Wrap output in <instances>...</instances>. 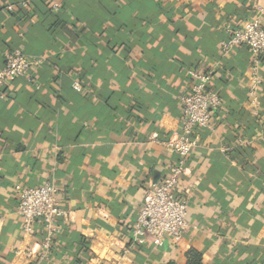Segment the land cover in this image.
Returning <instances> with one entry per match:
<instances>
[{"label":"crops","instance_id":"1","mask_svg":"<svg viewBox=\"0 0 264 264\" xmlns=\"http://www.w3.org/2000/svg\"><path fill=\"white\" fill-rule=\"evenodd\" d=\"M258 15L264 0H0V70L10 50L41 61L2 88L0 264H264V53L257 116L249 51L220 53ZM188 70L221 100L180 182L189 228L137 245L144 189L178 160ZM47 182L65 212L49 240L40 221L22 229L14 189Z\"/></svg>","mask_w":264,"mask_h":264},{"label":"built area","instance_id":"2","mask_svg":"<svg viewBox=\"0 0 264 264\" xmlns=\"http://www.w3.org/2000/svg\"><path fill=\"white\" fill-rule=\"evenodd\" d=\"M58 9V5H52L54 12ZM8 10H12V7L8 6ZM235 47H244L249 51V104L251 114L257 116L260 103L256 98V91L263 83L260 76V58L264 53V23L261 15L248 20L241 28L229 32L227 39L220 43V53L226 55ZM3 59V67L0 70V100L6 98L2 88L9 82L25 78L32 83L31 69L41 63L40 60L29 59L18 49L6 51ZM187 74L194 79V83L187 92L178 97L182 111L181 129L173 133L166 143V146L176 153L178 160L167 169L161 181L150 183L144 189L141 208L130 226L131 237L137 245L144 244L146 236H151L157 246H161L165 238L177 243L189 228L186 219L187 201L182 198L179 186L183 175L186 174V160L198 146L196 131L213 132L212 114L220 108L221 100L215 91L207 87L212 78L210 72L199 75L188 70ZM72 87L76 91L80 90L77 82H74ZM241 143L238 139L237 144ZM14 189L17 193L16 213L22 229L28 233L32 223L40 221L49 240L58 232L54 225L56 220L65 215L59 205L55 186L47 182L39 187L16 185Z\"/></svg>","mask_w":264,"mask_h":264},{"label":"trees","instance_id":"3","mask_svg":"<svg viewBox=\"0 0 264 264\" xmlns=\"http://www.w3.org/2000/svg\"><path fill=\"white\" fill-rule=\"evenodd\" d=\"M208 134L207 131H204V130H197L196 131V135H197V139H198V142H199V139ZM229 155H232L234 154V150L233 151H230L228 152ZM190 257H191V260H189L188 264H200V258H199V255L197 254H193V253H190Z\"/></svg>","mask_w":264,"mask_h":264}]
</instances>
